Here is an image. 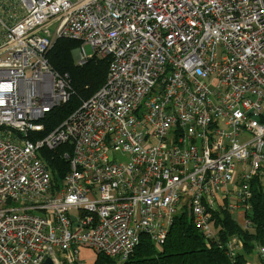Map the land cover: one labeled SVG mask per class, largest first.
Returning <instances> with one entry per match:
<instances>
[{
  "label": "built area",
  "instance_id": "built-area-1",
  "mask_svg": "<svg viewBox=\"0 0 264 264\" xmlns=\"http://www.w3.org/2000/svg\"><path fill=\"white\" fill-rule=\"evenodd\" d=\"M59 38L108 70L40 138L70 98L46 58ZM64 145L54 187L38 152ZM256 190L264 0H0V264L122 262L142 234L162 245L180 207L206 237L217 210L245 228Z\"/></svg>",
  "mask_w": 264,
  "mask_h": 264
},
{
  "label": "trees",
  "instance_id": "trees-1",
  "mask_svg": "<svg viewBox=\"0 0 264 264\" xmlns=\"http://www.w3.org/2000/svg\"><path fill=\"white\" fill-rule=\"evenodd\" d=\"M77 42L69 39H56L46 55L53 71L66 77L69 100L54 108L44 120V131L38 137L58 127L68 115L74 112L81 101L90 98L104 84L108 70V60L98 57L89 58L78 65L73 57ZM69 146H60L54 150L41 148L38 157L49 171L54 187L62 182L68 171L67 161L62 153ZM251 210L245 214L250 225H238L234 216L224 211L211 214V236L206 237L196 226L186 210L177 214L169 228L162 246L155 248L149 236L142 234L139 244L122 262L98 255L95 264H252L250 258L255 253L254 261L264 264V257L259 254L264 249V196L256 190L252 199Z\"/></svg>",
  "mask_w": 264,
  "mask_h": 264
},
{
  "label": "bare ground",
  "instance_id": "bare-ground-1",
  "mask_svg": "<svg viewBox=\"0 0 264 264\" xmlns=\"http://www.w3.org/2000/svg\"><path fill=\"white\" fill-rule=\"evenodd\" d=\"M263 196H264V194H263ZM180 212L179 213H181L183 210H184V208L183 207H180ZM218 211H223V210H218ZM225 212V211H224ZM178 213V214H179ZM227 213V212H226ZM176 216H177V214H176ZM175 216V217H176ZM175 217L173 218V220H172V223L174 222V219H175ZM172 223H171V225H172ZM99 255V254H98ZM98 255H93V254H91L89 251H83L82 252V256L83 257H86L89 261H91L93 264H95L96 263V258H97V256ZM49 260V259H48ZM52 264V263H51Z\"/></svg>",
  "mask_w": 264,
  "mask_h": 264
},
{
  "label": "rangeland",
  "instance_id": "rangeland-1",
  "mask_svg": "<svg viewBox=\"0 0 264 264\" xmlns=\"http://www.w3.org/2000/svg\"><path fill=\"white\" fill-rule=\"evenodd\" d=\"M84 50H85L86 55H87L88 57H90V56L92 55V51L90 50L89 47L85 46ZM73 57H74V55H73ZM117 157H118V156H117ZM118 159L121 160V158H119V157H118ZM223 209H224V208H223ZM224 210H225V209H224ZM229 215H232V214H229ZM153 244H154V243H153ZM154 246H155V248H159V247L162 246V245L157 246V245L154 244ZM134 249H135V248H134ZM133 251H134V250H133ZM255 256H256V255H255V253H254L253 256L250 258V262H253L252 264H258V263H257V262H258L257 259L254 261V258H256Z\"/></svg>",
  "mask_w": 264,
  "mask_h": 264
},
{
  "label": "water",
  "instance_id": "water-1",
  "mask_svg": "<svg viewBox=\"0 0 264 264\" xmlns=\"http://www.w3.org/2000/svg\"><path fill=\"white\" fill-rule=\"evenodd\" d=\"M44 264H51L50 260H46Z\"/></svg>",
  "mask_w": 264,
  "mask_h": 264
}]
</instances>
